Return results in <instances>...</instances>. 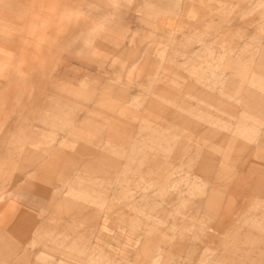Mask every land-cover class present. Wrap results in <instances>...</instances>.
<instances>
[{
	"label": "rangeland",
	"instance_id": "rangeland-1",
	"mask_svg": "<svg viewBox=\"0 0 264 264\" xmlns=\"http://www.w3.org/2000/svg\"><path fill=\"white\" fill-rule=\"evenodd\" d=\"M257 58L264 0H0V264H151L147 224L154 264L213 263L236 227L264 235V173L245 169L264 166V107L228 83L264 94ZM231 175L220 225L205 200ZM176 230L190 238L166 259Z\"/></svg>",
	"mask_w": 264,
	"mask_h": 264
},
{
	"label": "crops",
	"instance_id": "crops-1",
	"mask_svg": "<svg viewBox=\"0 0 264 264\" xmlns=\"http://www.w3.org/2000/svg\"><path fill=\"white\" fill-rule=\"evenodd\" d=\"M210 9L206 8H201L199 11L201 12V17L202 18H209L212 19L213 16V9H212V4L210 3ZM233 21V17L231 18ZM218 21H221L218 19ZM232 23V22H231ZM229 27L233 26V23L228 25ZM230 36L228 34L226 35V38L228 39ZM257 59H264V58H257ZM227 60V65H229L230 68L238 69L239 67V62L238 58L234 57H229L226 59ZM228 83L230 85H237L239 84V88L237 89V92L240 93L241 95L237 98L241 101L244 102L245 107L250 108V109H260L264 107V94L259 93V90H254L250 88H244L242 82H237L235 79H229ZM251 83H254L253 81ZM260 91H264L263 89ZM259 131V129H258ZM262 141H264V138H262ZM84 146V145H83ZM81 152L85 151V148L82 147L81 145ZM248 156V155H247ZM247 158V157H246ZM223 159V158H222ZM251 162V161H250ZM231 165V164H230ZM207 165L201 166V169H205ZM233 166V165H232ZM249 166L252 168L253 171H257L258 173H264V166L257 164L256 162L250 163L246 166L245 169H251ZM209 170L207 171L208 173H211L212 171L215 170L214 165L211 166L209 165L207 167ZM214 169V170H210ZM219 177H222L221 174L223 175L222 170L217 171ZM235 176H228L226 184L227 186L231 189V195L227 194L225 192L216 190L214 187H212L207 195V198L205 200V205H204V212L209 214L211 217L214 219L218 220L220 225L225 224L230 215L234 212V189L236 190L239 188L243 181L244 177L241 176V180H235ZM246 179H249V175L246 177ZM250 181V180H247ZM254 182V181H253ZM206 190H204L205 193ZM4 215V214H3ZM3 220L5 219L4 217H1ZM101 225V228L106 229L107 228V223L106 219L99 224ZM219 225V226H220ZM154 225H146V234L144 238H139L138 243H141V248L138 250V253L140 252L141 256L145 259H149L151 264H154V235H153V230ZM219 229V227H218ZM8 230H2V233ZM179 231V230H178ZM173 232L172 237L173 240L169 242L168 247L164 249L165 255H167L166 259H168V255L170 254V251L173 255V258H176V253L180 252L182 249L183 245L185 244L186 240L190 238L189 233L184 232V231H179L178 232ZM220 233V231H218ZM214 234H209V233H204L203 235L208 238L209 241L214 240ZM4 236L3 234H1ZM193 239H197V234H193ZM199 237V236H198ZM225 240L224 244L226 247L224 250H222L219 254L215 256V262L209 263V264H264V249H262V245H264V235H256L249 230L242 232L240 227H236L231 231H228L227 234H225ZM202 240L204 238H201ZM206 240V239H205ZM240 242H243L245 245H248L249 248L245 253H241L240 255H235L233 256V248H229L228 246H236ZM261 246V247H260ZM173 249L175 250L176 253H174ZM160 252L162 253V250L160 249ZM255 254V255H254ZM257 254V255H256ZM161 259V257H160ZM159 259V261H160ZM259 261V262H258ZM204 264V263H201Z\"/></svg>",
	"mask_w": 264,
	"mask_h": 264
},
{
	"label": "bare ground",
	"instance_id": "bare-ground-1",
	"mask_svg": "<svg viewBox=\"0 0 264 264\" xmlns=\"http://www.w3.org/2000/svg\"><path fill=\"white\" fill-rule=\"evenodd\" d=\"M19 17V16H18Z\"/></svg>",
	"mask_w": 264,
	"mask_h": 264
}]
</instances>
